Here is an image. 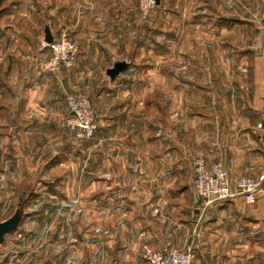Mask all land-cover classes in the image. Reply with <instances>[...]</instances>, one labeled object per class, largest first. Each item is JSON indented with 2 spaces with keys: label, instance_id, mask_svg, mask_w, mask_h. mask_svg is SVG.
<instances>
[{
  "label": "rangeland",
  "instance_id": "rangeland-1",
  "mask_svg": "<svg viewBox=\"0 0 264 264\" xmlns=\"http://www.w3.org/2000/svg\"><path fill=\"white\" fill-rule=\"evenodd\" d=\"M157 1L145 13L139 0H63L65 23L60 35L67 34L79 45V39L90 36L93 29L80 31L77 24L124 20L123 29H97L96 35L122 33L130 54L124 57L136 49L134 62L142 68L136 74L112 76L109 70L102 72L112 61L103 60L98 62L102 74L100 68L93 69L99 71L97 75L89 71L66 86L64 93L93 100L98 127L88 137L66 125L67 113L56 124L34 125L33 130V125L11 123V100L7 91L1 92L9 81V45L0 40V223H15L2 242L1 260L12 264H124V148L132 147L130 132L124 131V114L141 105L140 113L135 108L131 117L147 122L153 110L157 113L160 108V122L167 128L168 105L176 102L177 118L184 126L185 104L201 95L186 88L192 81L212 87L202 99L218 101L230 95L227 92L235 83L248 80L247 69L264 67V0ZM52 2L1 0L0 24L41 25L47 15L42 10H49ZM58 7L52 11L61 18V4ZM30 8L34 13L28 17ZM10 10L16 14L6 15ZM41 32L42 28L36 31ZM30 40L33 54L28 51L25 64L32 62V54L34 68L54 73L43 66L51 53L35 57L41 43H36L38 36ZM18 48L24 49L23 45ZM121 64L116 61L112 69L120 70ZM127 84L135 87L129 89ZM156 102L158 108L153 107ZM139 142L146 147V141ZM54 152L61 155L58 164L49 162ZM200 157L204 158L195 155L191 159L194 173L195 160ZM194 194L199 196L196 190ZM255 227V234L234 236L233 247L218 259L229 264H264V220ZM207 238L198 233L189 244L171 245L190 247L194 261ZM149 250L141 264H151Z\"/></svg>",
  "mask_w": 264,
  "mask_h": 264
},
{
  "label": "crops",
  "instance_id": "crops-1",
  "mask_svg": "<svg viewBox=\"0 0 264 264\" xmlns=\"http://www.w3.org/2000/svg\"><path fill=\"white\" fill-rule=\"evenodd\" d=\"M59 4L61 18L52 11ZM63 5V0H53L48 5L49 10H42L47 15L43 16L41 25L0 24V40L9 45V81L1 92L7 91L11 100V123L56 124L67 113L66 86L70 87L89 71L92 75L99 71L102 74L112 69L116 61L123 63L116 75L136 74L142 69L134 62L138 58L136 49L131 56L124 57V53L130 54L129 43L124 44L122 33L109 36L102 31L96 35L97 29H123L124 20L77 24L80 31H93L90 36L79 39L80 51L74 66L57 74L34 68L30 39L38 36L36 43H41L39 48L36 47L35 57L50 52L48 47L45 48L44 40L59 37L65 23ZM31 13H34L32 8L26 15L31 17ZM36 14H40V10H36ZM17 15L22 16V12L17 11ZM39 28H42L41 34L36 33ZM19 45L24 49L20 50ZM29 50L32 62L28 65L24 61ZM126 59L129 61L124 65L122 61ZM103 60L112 61V64L105 65L103 69L106 70L101 72L102 66L98 62ZM245 73L248 80L235 83V87L227 92L230 95L218 101L202 99L205 90L212 87L199 85L196 81L188 84L187 89L201 95L185 104L184 126L178 121L176 102L168 105L167 128L160 122L158 102L153 105L158 111L153 110L151 121L131 117L135 108V112L140 113L141 105L124 114V131L131 133L128 141L132 145L124 148V264H141L148 249L189 244L198 233L208 240L203 241L205 245L199 247L192 264H229L218 256L233 247L232 238L256 233V224L264 220V195L256 203H248L236 195L206 204L194 194L195 173L191 160L196 155L203 156L208 164L221 161L233 181L239 176H255L264 170V67L247 69ZM126 87L133 89L135 86L127 84ZM139 141H146V147ZM60 158V153L54 152L49 162L58 164ZM4 238L0 242V251L5 248ZM1 263L12 264L8 259L0 258Z\"/></svg>",
  "mask_w": 264,
  "mask_h": 264
},
{
  "label": "built area",
  "instance_id": "built-area-1",
  "mask_svg": "<svg viewBox=\"0 0 264 264\" xmlns=\"http://www.w3.org/2000/svg\"><path fill=\"white\" fill-rule=\"evenodd\" d=\"M157 0H139L140 8L148 13L157 5ZM51 57L44 63L45 70L54 73L64 68H71L79 54L78 43L63 33L52 41L47 42ZM67 116L65 123L73 130L85 136H92L98 127V119L94 103L90 97L72 92L65 93ZM262 124L259 123V126ZM235 184V187L233 186ZM195 190L206 204L242 196L248 203H256L264 195V170L255 176L242 175L234 181L227 168L221 161L208 164L205 158L195 160ZM193 250L183 249L176 245L165 246L161 249H151L147 259L151 264H192Z\"/></svg>",
  "mask_w": 264,
  "mask_h": 264
},
{
  "label": "water",
  "instance_id": "water-1",
  "mask_svg": "<svg viewBox=\"0 0 264 264\" xmlns=\"http://www.w3.org/2000/svg\"><path fill=\"white\" fill-rule=\"evenodd\" d=\"M53 40V37H47L46 41L50 42ZM124 65H126V63H124ZM122 67V64H121ZM118 72V69H109V73L114 76L116 75V73ZM14 222H2L0 223V242L2 241V239L4 238L5 233L11 231L14 228Z\"/></svg>",
  "mask_w": 264,
  "mask_h": 264
},
{
  "label": "trees",
  "instance_id": "trees-1",
  "mask_svg": "<svg viewBox=\"0 0 264 264\" xmlns=\"http://www.w3.org/2000/svg\"><path fill=\"white\" fill-rule=\"evenodd\" d=\"M0 2H1V0H0ZM93 101V100H92Z\"/></svg>",
  "mask_w": 264,
  "mask_h": 264
}]
</instances>
